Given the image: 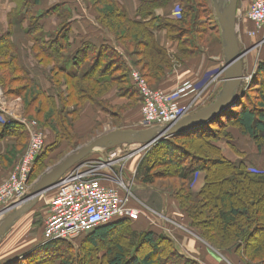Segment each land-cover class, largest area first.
Here are the masks:
<instances>
[{
  "label": "trees",
  "instance_id": "16d2710c",
  "mask_svg": "<svg viewBox=\"0 0 264 264\" xmlns=\"http://www.w3.org/2000/svg\"><path fill=\"white\" fill-rule=\"evenodd\" d=\"M89 1L98 14L99 24L114 35L120 48L108 44L98 47L90 42L75 47L69 31L70 12L63 10L64 22L60 28L54 33H46L40 19L54 14L60 7L34 17L32 10L40 0H19L16 14L31 21L26 32L34 41L35 59L48 72L52 93L46 92L32 77L20 60L19 49L11 35L0 38V62L5 60L6 65L2 69L10 71L12 78L18 74L25 83L23 93L15 91L24 98V118L39 124L44 132L50 130L53 139L44 135V147L32 165L30 184L46 168L42 163L49 152L62 144L71 148L74 142L102 127L104 121L99 117L98 121L92 120L93 123L88 120V115H83L88 105L105 110L112 107L104 101L112 91L116 92L117 98L131 100L130 105L118 110L126 111L139 101L142 103L141 94L131 79V66L140 71L151 88L163 90L162 82L173 72L174 62L157 41L156 31L166 30L169 39L178 43L176 58L181 65L201 60L207 50L204 45L208 41L205 39L210 38L211 31L218 32L217 43L222 42L218 21L209 7L210 0H140L142 9L140 6L137 15L145 18L153 16L151 12L160 6L178 3L182 8L181 19L153 16L145 22L131 19L124 7L113 0ZM7 82L8 78L0 75V86L9 97ZM187 82L190 80L181 85ZM164 92L172 93L165 89ZM239 95L234 106L208 123L162 139L147 154L137 156L138 175L142 184L155 186L167 175L159 169L174 168L177 174L173 178L186 183L190 193L196 175L204 173L205 184L201 192L190 193V197L195 195L198 198L192 206H185L177 193L171 194L178 199L176 205L181 220L232 264H264V171L253 169L242 160L237 163L228 160L219 145L225 141L234 148L239 132L258 148L264 146V45L251 82L241 88ZM215 98L216 94L209 95V102ZM199 108L198 105L195 110ZM2 119L0 143L8 138L15 142L4 155H0V166L12 170L29 133L20 121L7 116ZM118 119L114 118L115 121ZM40 164L38 174L36 168ZM144 218H118L90 234L81 235L74 242H80L85 249L82 264H159L164 259L174 264H198L182 255L176 243L159 229L151 227L142 233L131 229L133 223H138L137 227L141 228L150 227ZM132 234L136 236L137 244L126 243V237ZM41 237L44 239V234ZM74 242H44L37 250L10 264H72L73 261L66 260L61 251ZM143 245L150 247L149 252H140ZM101 247L106 251L100 253Z\"/></svg>",
  "mask_w": 264,
  "mask_h": 264
},
{
  "label": "crops",
  "instance_id": "0c3cea01",
  "mask_svg": "<svg viewBox=\"0 0 264 264\" xmlns=\"http://www.w3.org/2000/svg\"><path fill=\"white\" fill-rule=\"evenodd\" d=\"M33 2V0H30ZM115 2L120 3L126 12L128 13L131 19L137 21H149L153 16L160 17L162 19L168 18H176L181 19L182 8L180 4L175 3L173 6H160L154 9V15L149 16L147 18L138 16V10L142 9V5L140 0H113ZM31 2V3H32ZM252 0H240L239 1V14H238V36L240 41V48L242 52H247L244 57V70L245 75L250 76L252 72L257 69V62L259 60V56L262 52L263 45H258L259 39H252L247 35L249 30L254 29V25L251 21L247 20L245 17V13L250 5ZM213 5V0H210V3ZM19 0H0V38L10 34L12 41L17 45L19 49V58L31 72L32 77L43 87L46 92L52 93V84L50 80L47 78V71H44L42 66L38 64V61L35 59L33 55V47L34 41L27 34L26 30L29 29L31 21L23 16H19L16 14V10L18 9ZM59 8L54 14L50 16H45L40 19V25L43 27L46 33H54L56 32L61 24L64 22L62 17L63 10L70 12V19L68 22L70 23L69 31L70 35L73 38L74 46L79 47L84 42H90L96 46L101 45H111L114 47H119V43L116 41L114 35H112L109 31L104 29L98 22L97 17L98 14L94 10L92 3L89 0H40L38 5H35L32 10V15L34 17L40 16L47 11H50L54 8ZM145 6H143L144 8ZM214 11V7H213ZM215 14V13H214ZM155 36L160 46L165 48L170 54L173 62L177 65L174 66L173 72L168 76L166 81L162 82L163 91L164 89L167 91H175L183 81L190 80L193 83H196L201 80L204 73L210 72L217 66H221L223 68L225 60H224V47L223 42L216 44V49L214 52L210 50H206V53L210 55L213 53L214 55H218L219 58L215 59L211 56L207 58V54H204L201 60L196 61H187L184 65H181L176 58V55L179 53L178 43L169 39L168 33L166 30H158L155 32ZM120 48V47H119ZM206 56V58H205ZM128 60V59H127ZM136 68L131 66V71ZM224 85V75L218 81L217 85L213 88H216V97L221 91ZM195 95L193 94L190 100L185 101L184 105H189L191 102L195 101ZM216 99V98H215ZM104 101L112 107H107L106 110L100 107H95L93 105H88L83 115H88V120L91 122H95L92 120L102 121V126L105 123H112L115 117L121 118V115L117 109L121 107H125L130 105L131 100L128 98H117L116 92L108 94ZM209 103V104H208ZM212 102H209V97L200 96L194 103V107L199 105V111L204 107L210 105ZM141 102L139 101L137 105L133 108L124 111L126 114L130 111H134L138 108L139 116L138 120H136L133 124H140L141 116H140V106ZM117 107V108H115ZM113 108V109H112ZM136 111V110H135ZM120 114V115H119ZM125 114V115H126ZM101 115V116H100ZM124 115V116H125ZM3 116L11 117L18 116L24 117L23 113H20L12 100L8 96L5 95L3 88L0 86V121ZM91 125H94V124ZM119 130V128H118ZM125 130V129H124ZM130 130V129H129ZM141 130V129H137ZM114 131V130H113ZM13 138H8L7 140L0 143V155H4L7 150L10 149L12 144L14 143ZM222 148V152L224 156L233 162H238L240 160L245 161L251 168H255L260 171H264V146L258 148L257 145L254 144L253 141L247 139L239 132L237 133L236 141L234 143L235 147L233 148L230 144L225 141L219 143ZM11 169L3 168L0 166V185L7 178ZM196 184L200 187L205 184V174L198 173L196 177ZM152 188V187H151ZM154 192H157V196L160 197V201H162V212L167 214V218L172 220V222L181 225L182 229L190 226L182 221L181 213L178 206L168 207L166 205L168 202H172V199L168 197L167 193H164L160 189ZM55 195V190L49 191L41 197L42 207L38 206L39 209L44 210V215L47 218L49 214L50 203ZM36 207V206H35ZM33 208L27 215L18 221L16 225L12 228L10 233L6 236L3 242L0 244V264H10L15 262L16 260H20L25 256L29 255L33 251L40 248L44 245V239L41 237L43 233V227L40 231L35 232L31 231V216L35 214L38 208ZM144 208V207H143ZM146 210H150L153 212L151 207H145ZM143 209V214L146 218L148 215L145 213ZM26 218V219H25ZM150 218V217H149ZM148 218V219H149ZM46 220V219H45ZM160 228L165 230L166 232L171 233L169 227L165 228V225L162 223H157ZM158 228V227H157ZM178 228V229H181ZM192 230V229H191ZM190 230V232H191ZM193 231V230H192ZM194 232V231H193ZM178 234L176 238V246L180 253L186 256L189 259H193L196 261H203L205 264H224L223 262L218 261L217 257L210 252L208 248H203V252H207V255H202L201 257H197V255L192 252L190 254V244L195 241H191L189 235L184 233L183 231H177ZM186 234V235H185ZM174 236V235H173ZM202 239V238H201ZM204 242V240H202ZM196 244V242H195ZM204 244H207L206 242ZM208 247V244H207ZM223 257V256H222ZM224 258V257H223ZM11 261V262H9Z\"/></svg>",
  "mask_w": 264,
  "mask_h": 264
},
{
  "label": "built area",
  "instance_id": "2783aa9c",
  "mask_svg": "<svg viewBox=\"0 0 264 264\" xmlns=\"http://www.w3.org/2000/svg\"><path fill=\"white\" fill-rule=\"evenodd\" d=\"M245 17L254 25V29L249 30L247 35L252 39L258 38V45H263L264 0H252ZM219 75H224L222 69ZM131 79L142 97L140 125L143 129L178 123L193 110L195 101L203 92L199 86L200 81L187 82L172 93L154 90L136 69L132 70ZM193 94L195 101L184 105L187 101L184 99ZM12 118L25 125L30 140L22 158L0 185V217L19 207L31 192L34 186L29 183L32 165L44 147V135L36 122L18 116ZM156 143L154 141L150 145H123L137 146L138 149L124 159H115L119 155L117 150L108 160H84L70 169L55 188L43 227L44 242H74L81 235L90 234L115 219L138 220L143 214V209L134 203L135 195L132 190L118 179L113 168H119L123 172L128 158Z\"/></svg>",
  "mask_w": 264,
  "mask_h": 264
},
{
  "label": "rangeland",
  "instance_id": "374dc122",
  "mask_svg": "<svg viewBox=\"0 0 264 264\" xmlns=\"http://www.w3.org/2000/svg\"><path fill=\"white\" fill-rule=\"evenodd\" d=\"M209 7L211 8V10H213V5L212 4H209ZM214 16H215V14H214ZM201 19H203V16H201ZM217 33L218 32H216V31L215 32L211 31L210 32V38H206L205 39V41H208L207 42L208 44L205 43V45H204V47L207 50H210L212 52L215 51V49H216L215 46L217 44V39H218V34ZM220 35H221V32H220ZM210 56L212 58H215V59L219 58L218 55H214L213 53H211L209 55V57ZM209 57L207 56V58H209ZM205 58H206V56H205ZM4 61L5 60H3V61L1 60V62H0V69L2 71V72L0 71V73H1L0 75H4V77L8 78V82L9 83L7 82L8 83V87H7L8 89L7 90L10 93L9 98H10V100H12V102H14V104L16 105L18 111L20 113H23V115H24V109H25L24 98L19 96V93L15 92V91L20 90L23 93V91L25 89V87H24L25 83H24V81H22V78H20L21 76H19L18 74L16 76H13V78H12V77H10V75H12V73L10 71L7 72V70H5V69L3 70L2 69L3 67L6 66ZM175 65H177V64L174 63V66ZM221 69H222L221 66H217L214 69H212L210 72H207V73L203 74V77L201 78L200 83H199L201 91L203 90V92L201 94L202 99L204 97H209V95L212 96L213 94H216V88H213V87H215L217 85L218 81L223 76V75H219V72H220ZM254 73H255V71L252 72V74L250 76H246L245 75V80H244V84H243L242 87L246 86L248 84V82H251V79H252V76H253ZM247 78H250V80H248ZM63 89L65 90V87ZM154 90H159V89H154ZM189 96L186 99H184V100H187V101L190 100ZM135 110L134 111H130V112H128L126 114L124 111H121V110L117 109V111L119 113H121V115H123L118 120H116V121L114 120L112 123H105V125H103L101 128H98V129L94 130V132H92L91 135H88V136L82 138L80 141H78L76 143L74 142L73 143L74 145H72L71 148L70 147L68 148L67 145L62 144L61 147H58L57 149H55V151L49 152L47 157H45L46 158L45 162L42 163L43 165L46 166V168L42 171L41 175L34 181L33 185H35V183H37V181L47 172L48 169L59 165L70 154H72V153L78 151L79 149L91 144L94 140L102 137L103 135L107 134L108 132L113 131V130L114 131L118 130V128H119V130H124V129L125 130H129V129L130 130H137V129L143 130V127L139 123L138 124H133L136 120H138V116H139V113H137L138 112L137 111L138 108L135 109ZM194 110H195V107H194ZM195 112L196 111L192 110L188 115H190L192 113H195ZM188 115H186V116H188ZM22 118H24V117H22ZM37 126L40 127L39 124H37ZM40 129H41L43 135L48 137L47 139H52L51 134H50V130H48V131L45 130V132H46L45 133L43 131L44 129H42L41 127H40ZM25 138L27 139V143L25 144V147H24V149L22 151V154H21V156H19L18 161L15 163V165L20 161V159L22 158L24 152L26 151V149L28 147L29 140H30V135L27 134ZM162 139H164V138H162ZM162 139L160 138V139L155 140V143L159 142ZM156 144L152 145L147 150L137 151L135 156H133L132 158H128L126 160L125 164H124L126 167H125L123 172L120 171L119 168H113L114 169L113 171L118 176V179L120 181L122 180L124 182V184L126 186H128L132 190V193L135 195L134 203L137 204V206H139L140 208H142L144 210H146L145 207H149V208L151 207V209L153 210V212L150 211V210L149 211L148 210L145 211V213L148 215V218L150 217L149 219L146 218L143 215L145 217L144 219H145L146 223L150 227L141 228V227H137L138 223H135V224L133 223L132 224L133 226H132L131 229L135 230V231L137 230L138 232L142 233L143 232L142 230H148V229H151V227H154V228L159 229L160 231H162L166 236H168L174 242L176 241L177 235H180V234L177 233V231L178 230L179 231H183L184 233H186L187 235L190 236L191 241H195L196 242V244H195V242H192L190 244V254L192 252H194V254L197 255V257H199V256L201 257L202 255H207V252L206 253L203 252V248H208L210 250V252L212 254H214L215 257H217L218 261L223 262L224 264H232L229 261V259L226 258L219 250L215 249L213 246H211L208 243H207L208 244V247H207V244H204L205 240L203 238L201 239V237L197 233L193 232L191 230L192 228L189 229L188 227H185L184 229H182L181 227H179L181 225H178V224L172 222L171 218L168 219L167 218V214L165 215L164 212H162L163 210H161V208H162L161 206H162L163 202L160 201V197H158L157 194H156L157 192H154V191H156V189L157 190L160 189L164 193H167L168 197H170L172 199V202H174V204H172L171 202H168L166 204V205H168V207L176 206V201L178 199H181V201L184 202L185 206L190 207V206H192L194 204V202L196 203V201L198 199V198L195 197V195L191 196V197H190V195L191 194L192 195L193 194H198L199 192H201V190L203 188V186L200 187L198 184H196V178H195L194 182L190 186V190L193 192L192 193L190 191L191 194L188 192L189 191V187L187 186L186 183H184L180 179L173 178L177 174V170L174 169V168H171V169L164 168V169H161V170L159 169V171H163V172L167 173V175L163 176V178H164L163 180L157 181L155 186H146V185L141 183L140 177L138 175L139 159H138L137 156H141V155L143 156V155L147 154V152L151 148H153ZM136 145H138V144H136ZM137 149H138L137 146H123V147H119V149L118 148H113V149H109V150H99L96 153H94L91 156H89V158L87 160H94V161L95 160H97V161H99V160H101V161L108 160L109 157L111 156V154L115 153L117 150H118L117 152H119V155L115 159H117L118 157L124 159V158L128 157L129 154L134 153L135 150H137ZM40 168H41V164H40V166H38L36 168L37 169L36 170L37 173L40 172V170H39ZM108 173L112 174V172H110V171H108ZM38 174H40V173H38ZM166 177H169V178H166ZM196 177H197V175H196ZM176 193L179 196V198L177 200L175 199V197H173L171 195V194L176 195ZM141 205H143L144 208ZM38 206L42 207L41 200L36 204L35 208H38ZM41 209H43V208H41ZM41 209L38 208V210L35 212V214L33 216H31V219H30V221H32L31 222V231L33 230L35 232H38V231H40V229L43 226V223H44L46 217L44 215V210H41ZM7 215H5V216H7ZM5 216H1L0 217V221ZM25 216H23L21 219H23ZM157 223L164 224L165 228L169 227V230L171 231V233L166 232L165 230L160 228ZM178 228H181V229H178ZM190 230H191V232H190ZM10 231H9V233H10ZM132 235H129L128 238L126 237V239H127L126 243L130 244L132 242V244L133 243L137 244L138 240L137 241L135 240L136 236H134V235L132 236ZM138 237H139V235H138ZM202 240H204V242ZM130 248H131V245H130ZM139 249L141 250L140 252L147 253V252H149L150 247H148L146 245H143ZM163 249L164 248L161 247V250H163ZM133 250L134 249L132 247L131 253H132ZM84 251H85V249L82 248V246L80 245V242H78V243L76 242V244L74 242V245L64 247V249L61 251V254L65 255V259L66 260L71 259V261H73L72 264H82L81 261H82V256L84 254ZM105 251H106L105 248H103V247L100 248V253L101 252H105ZM159 264H174V263L170 262V261H167V259H164V260L159 261ZM198 264H205V263H203V261L200 260L198 262Z\"/></svg>",
  "mask_w": 264,
  "mask_h": 264
},
{
  "label": "water",
  "instance_id": "95a60500",
  "mask_svg": "<svg viewBox=\"0 0 264 264\" xmlns=\"http://www.w3.org/2000/svg\"><path fill=\"white\" fill-rule=\"evenodd\" d=\"M240 0H213L215 17L218 21L224 47V85L216 99L203 109L192 113L172 126L152 127L143 130H115L94 140L91 144L70 154L59 165L50 168L35 183L25 201L0 221V244L9 231L41 197L56 188L63 176L77 164L99 150H109L123 145H150L157 139L181 135L208 123L223 111L235 105L245 80L244 57L238 36V14Z\"/></svg>",
  "mask_w": 264,
  "mask_h": 264
},
{
  "label": "bare ground",
  "instance_id": "6f19581e",
  "mask_svg": "<svg viewBox=\"0 0 264 264\" xmlns=\"http://www.w3.org/2000/svg\"><path fill=\"white\" fill-rule=\"evenodd\" d=\"M53 190H55V189H53ZM52 191V190H51Z\"/></svg>",
  "mask_w": 264,
  "mask_h": 264
}]
</instances>
